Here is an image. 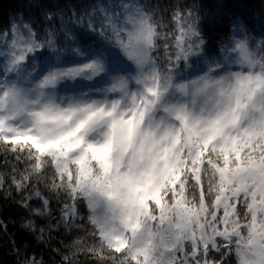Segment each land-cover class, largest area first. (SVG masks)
Segmentation results:
<instances>
[{
  "label": "snow or ice",
  "instance_id": "snow-or-ice-1",
  "mask_svg": "<svg viewBox=\"0 0 264 264\" xmlns=\"http://www.w3.org/2000/svg\"><path fill=\"white\" fill-rule=\"evenodd\" d=\"M61 11L0 27V144L28 166L11 187L34 216L60 205L49 240L88 225L98 241L52 248L60 264H264V38L213 48L194 6L171 32L144 0L72 10L82 32Z\"/></svg>",
  "mask_w": 264,
  "mask_h": 264
},
{
  "label": "trees",
  "instance_id": "trees-1",
  "mask_svg": "<svg viewBox=\"0 0 264 264\" xmlns=\"http://www.w3.org/2000/svg\"><path fill=\"white\" fill-rule=\"evenodd\" d=\"M144 2L152 4L157 9L156 19L163 24L161 31L166 32L175 30L172 21L175 8L187 9L194 6V14L200 16L202 34L213 48L218 49L221 43L228 44L233 38H243L245 33L253 38H264L262 0H144ZM97 3H108V0H0V27L13 17L19 22V14L22 13L25 21L32 19L38 28L43 29L47 22L40 19V16L47 8L54 12L62 10L61 14L68 21L66 27L82 32L78 23L68 20L72 16V10L79 15L82 10ZM55 27L59 29V20L55 21ZM242 27L244 32L240 31ZM196 74L194 69L188 75L189 78H194ZM27 170L28 166L23 156L17 161L15 154L7 152L5 145L0 144V176L4 178V184L0 188V220L7 224V232L0 231V264H23L25 257L32 255L38 259L43 258L44 264H60L61 254H70L71 248L67 246L72 245L74 241H81L85 247L97 244L98 241L88 235L92 230L88 225L83 229H73L71 232H65L63 227H60L59 230L53 231L51 239H48L47 226L54 218L58 219L60 205L53 202V218L34 216L20 206L22 196L11 187V177L14 175L19 177ZM38 187L42 193L47 191L44 182H39ZM30 204L34 207L39 206L40 201L34 198ZM28 219L35 222L37 229L45 228V242H37L36 236L39 232L33 234L22 227ZM13 240L20 249L19 255L12 250ZM52 248H60L61 254L53 252ZM76 260L78 264H96L84 254L78 255Z\"/></svg>",
  "mask_w": 264,
  "mask_h": 264
},
{
  "label": "rangeland",
  "instance_id": "rangeland-1",
  "mask_svg": "<svg viewBox=\"0 0 264 264\" xmlns=\"http://www.w3.org/2000/svg\"><path fill=\"white\" fill-rule=\"evenodd\" d=\"M234 70H236V66H233Z\"/></svg>",
  "mask_w": 264,
  "mask_h": 264
}]
</instances>
